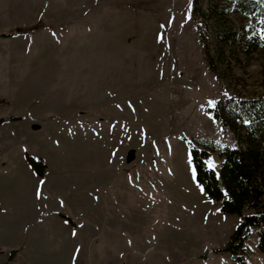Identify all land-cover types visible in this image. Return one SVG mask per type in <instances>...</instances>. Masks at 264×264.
<instances>
[{
    "label": "rangeland",
    "instance_id": "obj_1",
    "mask_svg": "<svg viewBox=\"0 0 264 264\" xmlns=\"http://www.w3.org/2000/svg\"><path fill=\"white\" fill-rule=\"evenodd\" d=\"M193 9L0 0V203L62 208L90 238L73 264H264L257 226L227 249L243 218L209 196L192 155L209 151L220 173L238 140L211 109L264 95V46L219 58L211 39L215 72ZM19 230L0 241V264H48L36 226Z\"/></svg>",
    "mask_w": 264,
    "mask_h": 264
},
{
    "label": "trees",
    "instance_id": "obj_2",
    "mask_svg": "<svg viewBox=\"0 0 264 264\" xmlns=\"http://www.w3.org/2000/svg\"><path fill=\"white\" fill-rule=\"evenodd\" d=\"M193 10L209 64L215 72L218 71L211 54V39L219 58L227 47L251 53L264 46V0H194ZM238 18L241 22L236 23ZM31 30L20 28V32ZM211 110L215 119L236 133L238 145L222 151L224 162L220 173L207 166L209 151L194 147L197 179L210 197L222 201L223 212L243 218L227 249L234 252L241 249L244 232L257 226L259 246L264 251V95L221 98ZM39 173L42 175L43 171ZM220 178L223 188L219 186ZM246 209L251 212L245 213Z\"/></svg>",
    "mask_w": 264,
    "mask_h": 264
},
{
    "label": "crops",
    "instance_id": "obj_3",
    "mask_svg": "<svg viewBox=\"0 0 264 264\" xmlns=\"http://www.w3.org/2000/svg\"><path fill=\"white\" fill-rule=\"evenodd\" d=\"M22 196L15 195L0 203V241L16 236L19 229L36 226V238L42 241L43 261L48 264H73L82 258L90 247V238L77 223L60 207L46 208L43 199L36 196L35 205L28 211L22 210ZM34 206V207H33ZM86 209L76 216L81 220ZM3 243H0V250ZM51 246L50 248H48Z\"/></svg>",
    "mask_w": 264,
    "mask_h": 264
},
{
    "label": "water",
    "instance_id": "obj_4",
    "mask_svg": "<svg viewBox=\"0 0 264 264\" xmlns=\"http://www.w3.org/2000/svg\"><path fill=\"white\" fill-rule=\"evenodd\" d=\"M219 186H220L221 188L224 187L223 180H222L221 178L219 179Z\"/></svg>",
    "mask_w": 264,
    "mask_h": 264
}]
</instances>
